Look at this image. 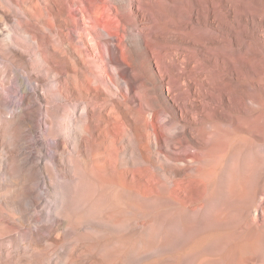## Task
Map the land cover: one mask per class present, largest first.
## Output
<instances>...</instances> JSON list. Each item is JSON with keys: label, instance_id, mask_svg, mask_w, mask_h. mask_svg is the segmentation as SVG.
<instances>
[{"label": "rangeland", "instance_id": "374dc122", "mask_svg": "<svg viewBox=\"0 0 264 264\" xmlns=\"http://www.w3.org/2000/svg\"><path fill=\"white\" fill-rule=\"evenodd\" d=\"M118 1L106 0L99 9L103 29L118 22L113 11ZM176 1L195 11L194 0ZM38 2L44 8L60 7L54 0ZM135 2L142 14L135 11ZM173 2L133 0L131 7L121 1L128 19L124 30L132 31L125 36L132 54L127 56L136 70L129 71L120 51L112 68H125L121 90L127 96L134 91L132 104L143 102L144 117L156 110L158 120H165L162 137L169 139L179 124L191 128L194 140L183 131L178 134L189 152L186 185L180 186L181 176L164 160V152L169 154L164 138L157 145L152 135L153 150L145 154L127 130L111 157L122 188L115 204L107 153L82 151L77 138L65 132L81 111L75 95L66 99L54 71H47L36 53L25 55L15 11L27 14L18 3L0 0V264H264V33L252 14L258 0H201L204 35L207 45L218 46L219 60L212 66L210 49L199 55L202 63L196 69L209 75L212 87L190 106L198 113L195 124L179 120L171 84L158 64L169 46ZM70 8L74 16L69 22L83 14L75 1ZM259 13L264 16V7ZM138 33L148 36L144 48L138 45ZM213 34L217 39H211ZM83 36L95 70L104 63L102 45L90 30ZM69 43L73 48L75 41ZM15 75L35 95L31 103L22 104ZM106 79L104 91L119 93L117 84ZM48 120L54 123L51 133ZM54 134L69 142L65 153H52ZM175 138L170 136L169 145ZM93 202L102 206L98 214L90 213Z\"/></svg>", "mask_w": 264, "mask_h": 264}, {"label": "bare ground", "instance_id": "6f19581e", "mask_svg": "<svg viewBox=\"0 0 264 264\" xmlns=\"http://www.w3.org/2000/svg\"><path fill=\"white\" fill-rule=\"evenodd\" d=\"M12 1L18 3L19 9L27 14V16H24L15 11L17 15L16 24L19 28H22L21 32L18 33V37L21 40L19 45L26 53L25 55L36 53L47 71H54L57 78V87L61 94L66 99H72L69 96L74 94L78 102L77 107L81 111L77 114L72 126L70 125L71 122L68 123L65 132L77 138L82 151L93 153L96 149H104L105 152L103 153L105 155L107 153L106 157L110 158L106 167L110 177L109 184L112 185V190L116 193L112 196L111 200L115 204H118V198L116 197L122 192V188L116 183V171L113 167L114 162L112 161L113 155H115V151L117 150V143L123 139L124 134H126L125 132L128 130V134L136 137L138 147L143 152H146L145 154L151 155L153 146L150 137L154 135L157 142H152L159 145L161 138H164L162 137L164 133L161 134V132L167 126L164 119H161L162 121L158 120V116L160 117V115H158L156 110L151 109L152 112L149 115L147 114L148 116H143V102L139 101L137 106L132 104L136 99L134 91L132 92L128 89L130 91L127 96L124 95L125 93L123 94V89L121 90V86L125 84L121 78V73L125 71V68L120 66H117V70L112 68V64L118 56V51H120L125 55L124 59H126L129 66V71L136 70L134 62L132 59L129 61L128 58L132 54L126 44L125 36L132 34V31L130 29L124 30L123 23L128 21V19L124 12L125 4L121 3L123 0H119V4H116L115 9H113L118 17V22L113 24L110 29H103L101 27V12L99 9L102 6H106V0H54L56 5L60 6L56 10L52 7L50 9L42 7L38 0H31L28 3L25 0ZM72 1L79 3V11L83 14H77L74 21L69 22V19L74 16L70 8ZM127 1L129 5L131 3L132 7L134 4H132L133 0ZM173 1L171 5L173 14L167 31L168 39L170 40L169 46L161 53L160 63L158 64L160 65L162 74L165 75L171 84L168 88L172 90L171 97L177 107L179 120L195 124L198 122V113L193 112L190 106H192L193 101H197L201 97L204 89L212 87L209 75L201 73L196 69L202 63L199 55L206 49L214 51V54L210 57V61L212 66L216 67L219 60L216 55L218 46L215 44L207 45L208 38L204 35L206 29L203 28L205 22L200 20L203 10L201 0H194L195 11L189 8H180L177 5V1ZM59 2H62V4L60 5ZM263 3L264 0H258L256 4L257 9L253 10L252 14L256 15V18L259 20V29L264 33V16L259 13L261 6L264 7ZM134 9L136 12H141L138 2H135ZM2 13L5 18H10V14L7 11H2ZM0 19L2 20V17ZM87 19L89 22H87ZM4 26H7V31L13 32L12 27L7 22L4 23ZM86 30L94 32L98 43L102 45L101 55L104 57V63L101 66H96L95 70L91 65V61H94V55L90 52L88 45L85 44L86 41L84 42L83 34ZM137 37L138 45L144 48L148 36L138 33ZM8 38L13 40L10 35H8ZM211 39H217V35L213 34ZM71 40L75 41L73 48L69 43ZM88 55H91V57H88ZM34 70L38 72V75H43V72L39 73L38 67H35ZM26 73L30 81L32 76L29 72ZM131 75L132 79L136 80V73H131ZM107 77L117 84L119 93L110 95L111 93L109 94L104 91V87L108 85L106 81ZM14 81L22 92V104L31 103L30 99L34 98L35 95L25 85L24 80L20 75H15ZM37 89L38 86L34 87L35 91ZM34 107L35 102L32 105V108ZM32 108L30 107V110ZM144 112L147 113V110ZM48 124L47 132L51 133L54 129V123L48 120ZM196 125L195 128L197 127ZM180 131L185 132L188 139H195L187 123L179 124L170 131L171 137H177L172 145H169L170 136L167 131L169 139L164 138V145L169 150V154L164 152V160L171 165L170 168L174 173L181 176L179 181L181 183L180 186H183L184 184L186 185L185 178L183 177L186 176V161L189 152L187 143L183 137H178ZM128 134L127 136L130 137ZM52 137L54 140L52 153L56 155L58 153H65L68 150L69 142L60 134H54ZM99 139L102 140L98 141ZM158 148L160 147L158 146ZM112 156L113 158L111 159ZM174 161H180L181 163H173ZM156 167L158 169V166ZM89 171L91 174L94 173L92 170ZM80 180L85 181L86 176H80ZM87 182L92 185L91 180L87 179ZM90 188H86L84 192L89 191ZM124 188L126 187L124 186ZM79 195H81L80 192ZM89 208L91 214H98L102 206L97 202H93ZM69 258L71 262H75L72 259V254H70Z\"/></svg>", "mask_w": 264, "mask_h": 264}]
</instances>
